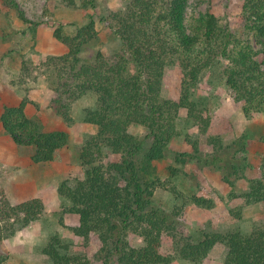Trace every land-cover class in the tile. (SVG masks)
Segmentation results:
<instances>
[{"label": "trees", "instance_id": "1", "mask_svg": "<svg viewBox=\"0 0 264 264\" xmlns=\"http://www.w3.org/2000/svg\"><path fill=\"white\" fill-rule=\"evenodd\" d=\"M77 1L62 0L69 7ZM187 3L129 0L112 12L111 25L122 46L110 58L102 52L92 61L80 57L81 49L97 36L93 22L80 26L74 34L55 29L54 36L67 51L43 61L54 92L51 106L63 122L71 124L72 104L92 95L95 106L84 108L83 120L97 128L95 136L77 148L85 165L83 175L70 173L60 182L57 193L67 203V212L79 217L72 228L74 236L84 247L92 239L98 240L100 247L91 257L77 254L72 243L54 234L42 248L50 264H169L177 258L200 264L218 243L225 247V264H264V214L263 222L247 232L213 230L195 242L178 227L179 208L167 211L154 205L156 185L144 184L140 178L153 162L164 159L169 143L180 135L182 110L186 120L205 136L210 150L204 151L197 140L189 138L191 151L178 153L177 163L192 165L193 176L212 166L229 186L245 177V143L225 142L230 122L215 119L206 98L194 91L203 72L218 60L227 62L226 83L236 100L243 102L245 114L264 113V0H243L245 40L221 26L213 13L188 28ZM8 6L17 9L26 22L18 4L9 2ZM172 66L181 73L177 100L166 96ZM26 106L25 99L4 106L1 126L13 142L33 149L34 163L50 162L66 145V134L42 132L27 116ZM133 125L144 127L147 135L131 133ZM241 197L244 206L260 203L264 208V160L261 175L250 181ZM240 213L238 208L234 214L238 217ZM44 214L38 198L17 205L2 202L0 246L4 230L12 235ZM131 236L139 237L142 245L132 246ZM1 256L0 264L4 260Z\"/></svg>", "mask_w": 264, "mask_h": 264}, {"label": "rangeland", "instance_id": "2", "mask_svg": "<svg viewBox=\"0 0 264 264\" xmlns=\"http://www.w3.org/2000/svg\"><path fill=\"white\" fill-rule=\"evenodd\" d=\"M129 0H78L75 6H66L62 0H0V114L6 105H16L22 99L27 101L26 114L44 133L64 132L66 145L59 150L54 160L34 163L33 149L21 146L3 130L0 123V207L8 201L17 205L23 201L38 198L42 201L45 214L30 225L10 235L4 230L1 239V264H50L42 248L49 238L57 234L72 243V251L93 256L100 242L92 239L84 247L74 236L72 228L78 224L77 214L67 212V203L59 197L57 188L70 173L83 175L85 165L77 148L92 139L97 128L83 120L84 108L95 106L92 95L84 96L72 104V123L66 124L51 106L54 95L49 70L43 61L49 56L63 54L67 46L54 36L61 28L66 34H74L85 24L93 22L97 36L85 45L80 57L92 61L98 52L110 58L121 49V41L115 34L110 15L122 9ZM16 3L24 14L26 22L15 8ZM243 0H188L185 24L188 28L199 25L209 13L215 14L223 27H228L237 38L245 40L247 30L241 15ZM255 46V45H254ZM226 61L220 59L201 75L195 94L203 96L209 103L210 114L215 119H226L231 128L225 142L241 140L245 143V177L229 186L222 180V174L212 166L204 167L193 174L192 165L177 163L178 153L191 151L188 139L197 140L204 151H209L206 138L196 126L186 120L184 110L180 112L178 129L180 135L172 139L161 161L153 162L149 170L141 172V181L156 185L153 204L167 211L179 208L178 227L189 234L193 241L203 239L213 230H251L263 222L264 208L260 203L244 206L241 197L248 190L250 181L261 175L264 160V113L246 115L243 102L235 98L234 91L227 85L224 74ZM181 73L177 66L170 69V89L166 96L179 97ZM130 132L144 137L147 130L142 126H131ZM147 145L146 149L148 148ZM194 197L204 203L194 201ZM241 208L238 217L236 209ZM9 228V225L5 226ZM134 247L142 245L137 236L130 237ZM223 244H216L200 264H225ZM169 264H191L177 258Z\"/></svg>", "mask_w": 264, "mask_h": 264}]
</instances>
